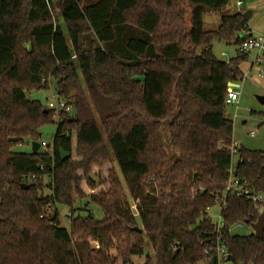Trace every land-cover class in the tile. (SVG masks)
<instances>
[{
    "label": "trees",
    "instance_id": "1",
    "mask_svg": "<svg viewBox=\"0 0 264 264\" xmlns=\"http://www.w3.org/2000/svg\"><path fill=\"white\" fill-rule=\"evenodd\" d=\"M230 2L0 0V264H205L220 239L234 264H264V236L231 234L257 222L252 203L228 198L219 235L208 217L233 148L237 175L264 194V152L235 147L225 116L247 54L226 63L212 49L251 40L249 22L239 13L204 29ZM53 81L74 114L31 100ZM53 124L51 152H14L41 144ZM104 167L99 183L94 168ZM83 183L104 218L78 215L63 228L58 208L86 198Z\"/></svg>",
    "mask_w": 264,
    "mask_h": 264
},
{
    "label": "rangeland",
    "instance_id": "2",
    "mask_svg": "<svg viewBox=\"0 0 264 264\" xmlns=\"http://www.w3.org/2000/svg\"><path fill=\"white\" fill-rule=\"evenodd\" d=\"M56 3V0H52ZM243 6L242 10L244 13L250 12L249 15V27L251 29V34L254 39L259 40L264 38V0H242ZM252 13V14H251ZM209 27H206L208 29ZM213 54L217 60L221 62H230L236 58L241 52L239 46L234 44H227L223 41L216 40L213 43ZM202 55V50L198 52ZM247 54V60L240 65V69L243 71L244 75H249V78L237 83L238 88H235L241 93L239 104L228 106L225 112L227 119L234 124V137L233 142L235 147H244L245 149L252 151L264 152V107L259 103L258 97H264V76L261 78L258 74L260 70L264 69V63L262 67L256 64V59L260 55L259 50L250 51ZM31 100L40 101L43 105L48 106V103L56 100V83L53 81L50 89L41 92H35L30 95ZM57 121V120H56ZM57 126L55 124L47 126L42 129V140L45 141L49 146L47 151H52L53 138L56 134ZM253 133V136H252ZM74 149L76 147V135L73 134L72 137ZM41 151V149H40ZM16 153H31L32 144L26 142L25 144L19 145L15 148ZM72 157L74 160L77 159L75 151L73 150ZM114 166L118 170V165L114 159ZM239 163V156L234 154L232 168H236ZM107 167V166H106ZM106 168L98 169L94 168L95 176L97 182H103L107 178ZM120 178L123 180L122 175ZM45 195H50L51 191L48 186L51 183L50 178H45ZM106 184L98 185L99 191L107 190ZM82 190L86 195L84 199H79L76 201L73 209L68 207L59 206L58 210L60 212L61 227L70 228V218L76 217L78 215L87 216L90 213L98 220L104 218V213L97 205L90 202L89 195H91V190H89L85 183L82 184ZM129 203L136 214L135 203L133 199L129 197ZM209 216L212 221L217 224L221 222V207L216 205L209 210ZM137 221L139 218L136 214ZM231 234L234 236L247 237L255 235V229L253 226L248 224L236 225L231 228ZM146 254L151 255L154 259V252L150 245H148ZM134 264H144L145 257L142 259L134 258ZM121 262H119L120 264Z\"/></svg>",
    "mask_w": 264,
    "mask_h": 264
},
{
    "label": "built area",
    "instance_id": "3",
    "mask_svg": "<svg viewBox=\"0 0 264 264\" xmlns=\"http://www.w3.org/2000/svg\"><path fill=\"white\" fill-rule=\"evenodd\" d=\"M243 2L239 1L238 6L242 7ZM253 50H259L260 55L256 59V64L260 67H262L264 63V38L256 40L252 38L251 40L245 41L241 47L240 52L243 54H246ZM261 78L264 76V69L260 70L258 74ZM249 78V75H244V80ZM238 88V87H237ZM241 93L238 92L235 88H229L228 90V96L226 99V105L232 106V105H238L240 100ZM56 100L54 99L53 102L48 103V109L55 111L57 114L61 112H66L68 114H74L75 110L73 107L69 106L67 102L59 97L56 93ZM253 136V133H252ZM41 150L46 153L50 152L47 151V149L50 147L45 141H43L41 144ZM49 146V147H48ZM40 151V150H39ZM232 154H237V149H232ZM228 198H235V199H242L245 201H248L252 203L255 207L258 213L261 215L264 209V194L258 193L255 191L254 188L251 187L249 182L241 178L237 175L236 169L232 168L229 174V179L227 181V184L225 186V190L223 193H221L219 196L216 197L217 205L219 204L221 207V222L217 223V232L218 235L221 234L222 230L225 228V222L222 217V211L226 208V202ZM136 211V207H135ZM137 214V211H136ZM135 214V216H136ZM208 217L209 212H208ZM243 225V224H240ZM214 257L212 259H215V264H234L229 256V252L227 247L223 244L222 240L218 242L217 246L214 250ZM211 260H209L205 264H210Z\"/></svg>",
    "mask_w": 264,
    "mask_h": 264
},
{
    "label": "crops",
    "instance_id": "4",
    "mask_svg": "<svg viewBox=\"0 0 264 264\" xmlns=\"http://www.w3.org/2000/svg\"><path fill=\"white\" fill-rule=\"evenodd\" d=\"M239 1H242V0H231L230 4L226 8H224L221 13H217V14H213V15H205V17H204V29H205V31L210 32V31L217 30L220 23H221L222 17H224V16H230V15H235V14H239V13L245 14L244 10H242V7L238 6ZM246 13H248V12H246ZM206 27H209V28L206 29Z\"/></svg>",
    "mask_w": 264,
    "mask_h": 264
},
{
    "label": "water",
    "instance_id": "5",
    "mask_svg": "<svg viewBox=\"0 0 264 264\" xmlns=\"http://www.w3.org/2000/svg\"><path fill=\"white\" fill-rule=\"evenodd\" d=\"M249 15L250 12L243 14V18L246 21H249ZM238 85L235 83H229V88H237ZM258 101L259 103L264 107V97H258ZM41 148L40 143H33L32 144V153L36 154L37 152H39ZM67 158H70V155L67 154L66 156H63V160H66ZM245 224H249V221H246ZM254 229H255V236L257 239H262L264 236V209L263 212L261 213V215L259 216L257 222L253 225ZM135 231H139L140 233L143 232L142 229L136 228ZM210 264H215V259H212Z\"/></svg>",
    "mask_w": 264,
    "mask_h": 264
}]
</instances>
